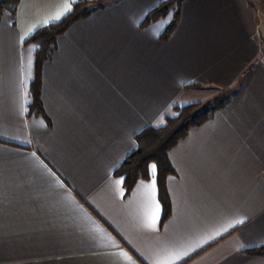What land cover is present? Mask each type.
Returning a JSON list of instances; mask_svg holds the SVG:
<instances>
[{
  "label": "crops",
  "instance_id": "0c3cea01",
  "mask_svg": "<svg viewBox=\"0 0 264 264\" xmlns=\"http://www.w3.org/2000/svg\"><path fill=\"white\" fill-rule=\"evenodd\" d=\"M80 0H20L0 21V264H264V0H104L57 37L30 114L40 27ZM92 1V0H90ZM233 88L156 179L116 171L174 108ZM243 221V223H240Z\"/></svg>",
  "mask_w": 264,
  "mask_h": 264
},
{
  "label": "trees",
  "instance_id": "16d2710c",
  "mask_svg": "<svg viewBox=\"0 0 264 264\" xmlns=\"http://www.w3.org/2000/svg\"><path fill=\"white\" fill-rule=\"evenodd\" d=\"M19 2L20 0H0V21L6 10L14 13ZM181 3V0H167L148 13L143 25H149L167 16L172 6L175 5L177 9L172 21L162 35L163 39L168 38L178 24ZM103 5L104 0H80L73 5L72 11L63 20L38 28L27 40V42L38 45L35 54V79L30 89L32 96V102L29 105L30 114L45 115L41 99L42 67L55 52L57 37L65 33L72 23L88 16L93 10ZM234 93L233 88L220 89L215 96L205 101L175 107L174 115L167 116L164 125L149 126L136 136L137 149L115 172L116 175L123 177L126 191L130 192L139 180L151 178L150 165L151 163L156 164L159 198L163 206L162 221H165L171 214L166 181L174 169L168 157L169 150L184 139L191 128L201 126L213 113L226 106ZM247 253L264 256V244L247 250Z\"/></svg>",
  "mask_w": 264,
  "mask_h": 264
},
{
  "label": "snow or ice",
  "instance_id": "6c2138e0",
  "mask_svg": "<svg viewBox=\"0 0 264 264\" xmlns=\"http://www.w3.org/2000/svg\"><path fill=\"white\" fill-rule=\"evenodd\" d=\"M240 223H243V221H240Z\"/></svg>",
  "mask_w": 264,
  "mask_h": 264
}]
</instances>
